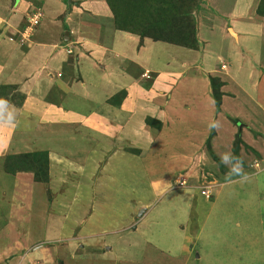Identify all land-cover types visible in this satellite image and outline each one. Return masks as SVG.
<instances>
[{
  "label": "rangeland",
  "instance_id": "obj_1",
  "mask_svg": "<svg viewBox=\"0 0 264 264\" xmlns=\"http://www.w3.org/2000/svg\"><path fill=\"white\" fill-rule=\"evenodd\" d=\"M34 1L42 4L45 15L58 8L52 7V0V4ZM64 1L69 8L70 0ZM11 4L12 0H0V37L4 44L17 42L24 47L27 42L22 43L20 33L9 34L5 28L6 8ZM183 12L181 21L193 27L197 36L199 10H191L193 20ZM54 18L59 21L57 15ZM8 22L11 27L12 17ZM159 44L161 53L167 44ZM21 65L19 57L9 55L8 46L0 44V86L18 85L17 80L26 76ZM15 66L12 76L9 71ZM20 84L14 90H0V264H47L38 246L43 245L46 253L54 245L66 244L61 226L67 227V218L74 222L64 230L79 246L69 254L74 264H264V159L244 167L249 158L238 157L244 163L243 171L235 174L225 173L233 168L230 161L215 156L211 161L217 162L219 171L211 172L207 180L200 174L196 182L181 187L178 180L185 175L176 173L179 167L172 157L162 154L155 165L146 161L144 146L152 136H129L126 143H118V150L111 148L102 131L108 123L102 103L90 113L92 124L83 126L76 119L84 120L90 110L72 111L78 102L72 85L63 90L50 86L41 94L38 87L24 91ZM63 107L75 118L65 119ZM256 137L264 142V135ZM139 148L135 154L133 150ZM10 150L47 151V179L35 181L29 173L31 180L23 181L19 172L15 179L6 173L3 157ZM121 151L128 157L123 158ZM220 162L227 168L222 170ZM170 176H177L175 184L170 185ZM231 177L238 178L233 181ZM212 180L223 184L212 187L206 198L201 191L211 188ZM86 233L92 237L86 240Z\"/></svg>",
  "mask_w": 264,
  "mask_h": 264
},
{
  "label": "crops",
  "instance_id": "obj_2",
  "mask_svg": "<svg viewBox=\"0 0 264 264\" xmlns=\"http://www.w3.org/2000/svg\"><path fill=\"white\" fill-rule=\"evenodd\" d=\"M205 1L207 4H202L198 13L197 49H176L174 44L116 29L106 0H70L69 8L64 0H52V7L58 8L46 15L42 4L34 0H12L9 8L5 5V28L9 34L20 33V39L27 34L23 39L27 45L4 44L1 37L0 44L8 46L9 55L19 57L26 76L17 82H22L24 91L26 87H38L43 94L50 86L63 90L65 85H72L78 101L72 111L79 114L80 108L90 110L84 120L76 119L79 124L91 125L90 113L102 103L108 122L102 131L111 148L118 150V143H126L129 136H152L144 146L146 161L155 165L160 163L162 154L172 157L174 166L180 168L175 169L176 173L185 175L187 185L189 181L196 182L200 174L207 180V175L221 169L211 161L215 156L222 158L228 154L224 160L230 161V167H239L232 158L236 153L237 157L249 158L250 163L244 167L257 158L264 159V142H258L256 137L264 135V16L257 12L260 0ZM38 9L42 16L35 32L33 29L29 33L27 16ZM159 42L167 44L161 53ZM220 58L227 65L225 70L219 68ZM16 66L9 71L10 75ZM211 75L223 83L219 107L212 96ZM5 84L16 85L15 89L19 86ZM69 103L72 105L71 99ZM63 108L65 119L75 118L68 107ZM213 122L216 127H210ZM237 135L240 142L235 144ZM133 152H140V148ZM121 156L128 157L123 152ZM119 158L115 161L119 162ZM221 164L222 170L227 168L224 162ZM13 176L15 179L16 173ZM18 176L23 181L31 180L26 172H19ZM176 177L168 178L170 185L175 184ZM219 180H212L215 186H211L223 184ZM61 227L62 242L66 244L54 245L46 253L43 245L38 246L47 264L75 263L69 254L79 246L64 230L67 227ZM8 228L13 226L9 223ZM88 231L94 236L93 229ZM89 233L84 236L86 240L92 237Z\"/></svg>",
  "mask_w": 264,
  "mask_h": 264
},
{
  "label": "trees",
  "instance_id": "obj_3",
  "mask_svg": "<svg viewBox=\"0 0 264 264\" xmlns=\"http://www.w3.org/2000/svg\"><path fill=\"white\" fill-rule=\"evenodd\" d=\"M202 1L106 0V3L113 16L116 29L136 34L141 38L148 37L154 41H163L184 48L197 49L199 41L194 28L184 26L181 20L184 17L182 15L184 10L183 13H187L193 20L195 15L192 12L200 9ZM257 12L264 16V0H260ZM209 81L215 105L219 107L222 96L220 88L223 83L218 77L212 75L209 76ZM15 88L13 85L0 86V90L3 91L14 90ZM239 142L240 139L237 135L235 144ZM3 158V168L6 173L26 172L32 173L35 181L47 179L46 174L49 166L47 151L11 152ZM42 176L44 179H42Z\"/></svg>",
  "mask_w": 264,
  "mask_h": 264
},
{
  "label": "built area",
  "instance_id": "obj_4",
  "mask_svg": "<svg viewBox=\"0 0 264 264\" xmlns=\"http://www.w3.org/2000/svg\"><path fill=\"white\" fill-rule=\"evenodd\" d=\"M41 16H42V14L39 11H36V12L32 13V15L29 17V24L26 27V31L27 32L30 33L31 30L33 29V27L39 23V20H40ZM23 37H27V34H24ZM68 52H71V51L68 50ZM226 66H227L226 63H224V62L223 63H221V62L219 63V67L221 69L226 68ZM180 179L181 180H178L180 186L185 185L186 182L184 181V179L183 178H180ZM201 192H202L203 196H205L206 198L210 197V193H211L210 192V187H206V189H203Z\"/></svg>",
  "mask_w": 264,
  "mask_h": 264
},
{
  "label": "clouds",
  "instance_id": "obj_5",
  "mask_svg": "<svg viewBox=\"0 0 264 264\" xmlns=\"http://www.w3.org/2000/svg\"><path fill=\"white\" fill-rule=\"evenodd\" d=\"M31 15H28L27 16V25L29 24V17H30ZM27 25H26V27H27ZM36 27V25L33 27V29ZM32 29V30H33ZM31 30V31H32ZM24 38H26V37H23V35H22V42H24L23 41V39ZM217 126V124L215 123V122H213L211 125H210V127H216ZM227 155L228 154H225L223 157H222V159H224V158H226L227 157ZM235 160H237L238 161V164H239V167H233V168H231L230 169V173H236V174H240L242 171H243V162H242V160H240L238 157H234V156H232ZM211 190H212V186H211V188H210V192H211ZM212 193V192H211ZM211 193H210V196H211Z\"/></svg>",
  "mask_w": 264,
  "mask_h": 264
}]
</instances>
